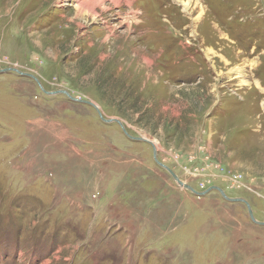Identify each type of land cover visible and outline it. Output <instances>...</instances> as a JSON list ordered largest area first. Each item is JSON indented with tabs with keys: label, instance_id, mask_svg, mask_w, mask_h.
Instances as JSON below:
<instances>
[{
	"label": "rangeland",
	"instance_id": "1",
	"mask_svg": "<svg viewBox=\"0 0 264 264\" xmlns=\"http://www.w3.org/2000/svg\"><path fill=\"white\" fill-rule=\"evenodd\" d=\"M83 1L0 0V264H264L149 142L264 221V0Z\"/></svg>",
	"mask_w": 264,
	"mask_h": 264
},
{
	"label": "water",
	"instance_id": "2",
	"mask_svg": "<svg viewBox=\"0 0 264 264\" xmlns=\"http://www.w3.org/2000/svg\"><path fill=\"white\" fill-rule=\"evenodd\" d=\"M6 71L7 70H10V69H5ZM14 70H16V71H18V72H20V73H23L22 71H20L19 69H14ZM30 76H32V77H34L36 80H38V82L41 84V82L39 81V79L35 76V75H32V74H29ZM42 85V84H41ZM50 93V92H49ZM59 93H68L66 90H60L59 91ZM69 94V93H68ZM70 95V94H69ZM95 105V104H94ZM96 106V105H95ZM102 116V115H101ZM103 117V116H102ZM105 119V118H104ZM105 120H107V119H105ZM107 121H113V120H111V119H108ZM115 121V120H114ZM117 122H119L123 127H124V129H125V126H124V124H123V122L122 121H120V120H116ZM125 131L128 133V131L125 129ZM133 138H137V137H133ZM141 139H144V138H141ZM149 142L153 145V147H154V157H155V159H156V161L159 163V164H161L162 166H164L165 168H167L170 172H171V174L173 175V177L182 185V186H185L186 188H189V189H191L192 191H194V192H196V193H198V194H200V195H205V194H207L208 192H210L211 190H218V191H220L221 193H222V195L226 198V199H228V200H230V201H234V202H245L246 204H247V207H248V210H249V213H250V216H251V218H252V220L253 221H255L256 223H258V224H261V225H264V221H259V220H257L256 219V217H255V215H254V211H253V208H252V206H251V204H250V202L249 201H247L246 199H244V198H241V197H238V198H232V197H230V196H228L227 195V193L225 192V190L223 189V188H221V187H219V186H212V187H210L209 189H207L206 191H203V192H199V191H197L195 188H193L191 185H189V184H187V183H185V182H183L182 180H181V178H180V176L179 175H177V173H175L169 166H167L166 164H164V163H162L159 159H158V151H157V146L155 145V143L154 142H152V141H150L149 140Z\"/></svg>",
	"mask_w": 264,
	"mask_h": 264
},
{
	"label": "bare ground",
	"instance_id": "3",
	"mask_svg": "<svg viewBox=\"0 0 264 264\" xmlns=\"http://www.w3.org/2000/svg\"><path fill=\"white\" fill-rule=\"evenodd\" d=\"M104 0H87V1H83L79 6H78V8H79V10H81V11H83L84 9H86L87 7H90V9H92L93 7H94V5L95 4H97V3H102ZM119 1V0H118ZM192 0H186L185 2H184V6H186V7H190L189 5H190V2H191ZM114 2V1H113ZM104 3V2H103ZM117 4H119V2L117 3ZM130 4V3H129ZM96 9V8H95ZM187 9V8H186ZM94 12V11H93ZM200 16H201V13H200ZM195 20H196V18H194ZM91 102V101H90ZM92 104H95V103H93V102H91ZM96 105V104H95ZM97 108H99V107H97ZM100 110V109H99Z\"/></svg>",
	"mask_w": 264,
	"mask_h": 264
}]
</instances>
